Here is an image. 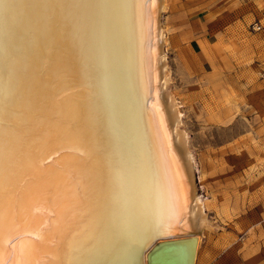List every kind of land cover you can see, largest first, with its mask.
<instances>
[{
    "label": "bare ground",
    "instance_id": "bare-ground-1",
    "mask_svg": "<svg viewBox=\"0 0 264 264\" xmlns=\"http://www.w3.org/2000/svg\"><path fill=\"white\" fill-rule=\"evenodd\" d=\"M167 8V0H0L6 259H208L202 244L215 223L170 87Z\"/></svg>",
    "mask_w": 264,
    "mask_h": 264
},
{
    "label": "rangeland",
    "instance_id": "rangeland-1",
    "mask_svg": "<svg viewBox=\"0 0 264 264\" xmlns=\"http://www.w3.org/2000/svg\"><path fill=\"white\" fill-rule=\"evenodd\" d=\"M171 90L215 224L210 264H264V0H167ZM225 261L226 263H224Z\"/></svg>",
    "mask_w": 264,
    "mask_h": 264
},
{
    "label": "snow or ice",
    "instance_id": "snow-or-ice-1",
    "mask_svg": "<svg viewBox=\"0 0 264 264\" xmlns=\"http://www.w3.org/2000/svg\"><path fill=\"white\" fill-rule=\"evenodd\" d=\"M2 241L3 234L2 231H0V244H2ZM0 264H34V262L26 261L23 258L6 259L2 247H0Z\"/></svg>",
    "mask_w": 264,
    "mask_h": 264
},
{
    "label": "built area",
    "instance_id": "built-area-1",
    "mask_svg": "<svg viewBox=\"0 0 264 264\" xmlns=\"http://www.w3.org/2000/svg\"><path fill=\"white\" fill-rule=\"evenodd\" d=\"M253 30L256 32H264V26L258 21L253 24ZM262 76L264 77V73Z\"/></svg>",
    "mask_w": 264,
    "mask_h": 264
},
{
    "label": "crops",
    "instance_id": "crops-1",
    "mask_svg": "<svg viewBox=\"0 0 264 264\" xmlns=\"http://www.w3.org/2000/svg\"><path fill=\"white\" fill-rule=\"evenodd\" d=\"M206 252H208V259L203 263V264H210L211 263V259H213V254L214 252L211 250H207ZM224 263H226L225 261H223ZM219 264H222L221 262Z\"/></svg>",
    "mask_w": 264,
    "mask_h": 264
},
{
    "label": "water",
    "instance_id": "water-1",
    "mask_svg": "<svg viewBox=\"0 0 264 264\" xmlns=\"http://www.w3.org/2000/svg\"><path fill=\"white\" fill-rule=\"evenodd\" d=\"M166 247H173V245L166 246ZM166 247H161L160 249H158L157 251H155L151 256H154V254H156L157 252L161 251V249H164Z\"/></svg>",
    "mask_w": 264,
    "mask_h": 264
}]
</instances>
